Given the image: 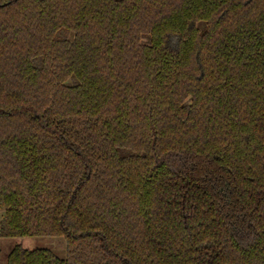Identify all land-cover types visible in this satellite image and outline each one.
Returning a JSON list of instances; mask_svg holds the SVG:
<instances>
[{"label":"trees","instance_id":"1","mask_svg":"<svg viewBox=\"0 0 264 264\" xmlns=\"http://www.w3.org/2000/svg\"><path fill=\"white\" fill-rule=\"evenodd\" d=\"M4 264H264V0H0Z\"/></svg>","mask_w":264,"mask_h":264},{"label":"rangeland","instance_id":"2","mask_svg":"<svg viewBox=\"0 0 264 264\" xmlns=\"http://www.w3.org/2000/svg\"><path fill=\"white\" fill-rule=\"evenodd\" d=\"M3 209L0 207V218L3 217ZM14 245H20L26 249L47 248L57 256L64 257L66 253V240L63 236H22L0 238V264L5 263L8 250Z\"/></svg>","mask_w":264,"mask_h":264}]
</instances>
